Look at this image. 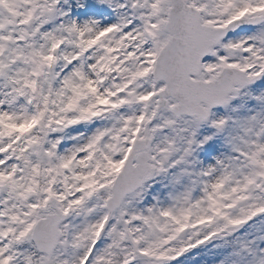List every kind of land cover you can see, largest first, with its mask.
<instances>
[{
	"label": "snow or ice",
	"instance_id": "snow-or-ice-1",
	"mask_svg": "<svg viewBox=\"0 0 264 264\" xmlns=\"http://www.w3.org/2000/svg\"><path fill=\"white\" fill-rule=\"evenodd\" d=\"M0 264H264V0H0Z\"/></svg>",
	"mask_w": 264,
	"mask_h": 264
}]
</instances>
